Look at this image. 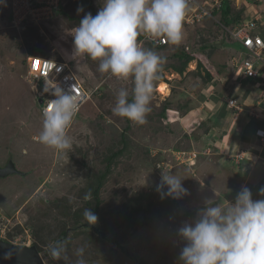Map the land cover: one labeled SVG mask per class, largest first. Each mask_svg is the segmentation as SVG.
<instances>
[{"label":"rangeland","instance_id":"374dc122","mask_svg":"<svg viewBox=\"0 0 264 264\" xmlns=\"http://www.w3.org/2000/svg\"><path fill=\"white\" fill-rule=\"evenodd\" d=\"M93 2L99 11L103 0ZM78 7L76 0H59L57 9L48 18L39 22L26 19L15 24L7 17L12 12L11 0H7V6H0V165L6 166L13 161L21 171L0 177V224L4 225L8 240L15 242L19 238L31 245L38 242L42 252H46L48 245L55 246L54 242L62 238L61 231L66 229L67 234L61 241L65 242L61 259H52L46 252L49 264H77L76 249L80 246H85L83 259L86 264H137L138 261L123 252L116 241L143 257L148 264H182L179 254L185 241L178 230L185 223H194L198 219V212L207 207V200L216 204L214 202L220 198L216 192L234 202L236 195L230 197L228 193L236 187L238 193L242 184V169L236 172V166L231 169L225 160L224 164L229 165L227 173L217 177L200 173L199 170L204 168L224 167L220 166L217 157L222 155L220 145L226 141L218 145V140L212 137L207 154L201 153L208 147L204 145L208 127L197 125L206 120L212 125L211 115L222 118L215 110L206 112L210 103H206L205 97L214 91V87L222 92L227 90L221 79L208 89L211 82L206 83L204 73L209 70L212 76H217L218 69L224 70L228 63L231 64L230 71H234L236 62L233 66L232 63L240 57L235 47L209 48L196 53L184 74L174 70L173 65L179 63L175 56L178 46L194 48L211 39L207 31L217 29L218 22L214 18L202 24L184 25L182 41L160 50L143 44L139 38L143 48L157 52L165 62L159 73L160 79L154 82L147 123L135 124L112 113L121 87L129 91V96L132 94V80L124 81L110 73H100V61H93L87 54L72 55L71 29L89 12L87 9L78 13ZM215 18L220 20L218 15ZM25 21L32 25L22 26ZM217 36L219 40H227L222 31ZM38 45L44 56L69 61L88 92L97 88V93L83 105L67 130L72 141L68 150L58 151L34 139L42 130V103L38 94L45 85L44 79L34 81L31 77L28 56L30 48ZM199 64L201 70L197 68ZM259 65L264 68L261 61ZM161 82L169 85L165 94L159 88ZM164 104L180 110L191 105L194 111L186 114L189 116H186L184 126L193 137L178 130L177 123L167 121L168 125L165 124ZM196 113L203 115V119H194ZM226 117L229 121L236 114L230 111ZM224 121L226 129L231 131L230 123ZM217 136L219 138L220 134ZM190 152L197 153L198 159L183 162ZM258 166L255 174L261 172L264 175L263 161ZM164 172L177 173L188 194L179 199L161 198L157 186ZM103 173L106 177L99 189L100 200L95 213L98 221L85 226L83 211L86 208L93 210L97 203L94 191ZM255 179L253 177V181ZM261 183L264 184V177L259 176L254 182L257 191L251 190L254 200L262 197L260 189L264 185ZM87 192H91L92 199H83ZM170 200L175 202L173 207L168 204ZM167 205L172 208L165 207ZM190 212L194 215L188 216ZM2 216L11 218V223ZM98 230L109 231L111 239Z\"/></svg>","mask_w":264,"mask_h":264},{"label":"clouds","instance_id":"9594fccd","mask_svg":"<svg viewBox=\"0 0 264 264\" xmlns=\"http://www.w3.org/2000/svg\"><path fill=\"white\" fill-rule=\"evenodd\" d=\"M0 6H7V0H0ZM186 9L187 0H103L96 15L88 12L79 25L71 29L74 57L87 54L93 61H100V73L133 82L131 101L129 91L123 87L119 89L116 106L112 108L114 115L139 125L147 123L154 82L160 79L165 58L143 48L139 38L147 45L156 43L144 39L143 35L178 45L183 39ZM83 11V6L77 8L78 13ZM230 29L225 30L230 34ZM48 62L37 57V72L42 63ZM261 69L264 68L261 66ZM43 76L48 75L44 73ZM49 85L58 98L42 108L45 98L40 97L43 100L40 101L42 130L34 139L58 151L68 150L72 141L67 130L79 113L82 100L76 94H63L50 80L45 83V92L49 91ZM94 90L97 92V88ZM181 181L177 173H162L157 186L161 198L179 199L188 194ZM165 186L167 191H164ZM216 195L220 197V203L207 200V207L199 210L198 219L194 223H185L178 230L185 241L179 260L182 264H264V199L254 200L247 186L236 194L234 202L223 199L217 192ZM260 195L264 196V188L260 189ZM83 199H92L91 192L85 193ZM83 218L92 225L98 221V216L88 208L84 209ZM54 243L55 246H47L46 252L52 259L59 260L65 242ZM84 252L85 246L76 249L77 264H86Z\"/></svg>","mask_w":264,"mask_h":264},{"label":"crops","instance_id":"0c3cea01","mask_svg":"<svg viewBox=\"0 0 264 264\" xmlns=\"http://www.w3.org/2000/svg\"><path fill=\"white\" fill-rule=\"evenodd\" d=\"M218 1L220 2V4H222V0H218ZM230 1L232 3L234 13L238 12L241 15L242 21H247L252 17L259 16L260 13L263 11L262 2L258 0H230ZM231 49H234V47H232ZM236 50H237V55L239 57L242 58L245 56L243 52H240L238 49ZM234 63L235 60L232 63V66L234 65ZM235 71L236 70L230 71V66L228 67V69L223 70L224 74L223 73L219 74L220 72L217 71L219 73L217 76L216 75L213 76V79L211 81V84L208 86V89H210L212 85L213 86L217 85L218 80L221 79L224 86L227 87V90L225 92H222L220 88L214 87L215 88L214 91L213 90L211 92L209 91L211 94H208V96L205 97L206 103L207 104L210 103L209 104L210 108H208V110L206 108V112L207 111L212 112L213 110H215L216 112L221 113L222 117L225 120L224 122L230 123L229 126H231V131H228L226 129V125L224 126L222 122L223 127L221 125L219 129L215 130L212 134L213 135L212 137L218 140L219 143L218 145L221 144V141L223 142L226 141L225 143H223V145H220L221 148H223L222 155L220 157H217L220 166L223 165L224 167L223 168L218 167L216 168V170L215 169L206 170L204 168L199 171L203 176H206L208 173H210L211 177H217V175H220L222 173H227L226 169H229L227 167L229 165L227 164L225 165L224 164L225 162L223 160L225 159H227L228 161L233 160L234 163L237 164V168H235L234 170L237 172L238 169H242L243 171L242 172L243 174H241L242 184L240 190L243 186H247L248 188L251 187L250 190L257 191V189H255L257 188V186L254 185V182L257 181L259 176L261 178L264 177V175L261 172L259 174H255L257 167H259L258 166L259 162L263 161V165H264V142L262 141V137H264V78L260 76L257 78H251L244 74L237 75V71L236 74ZM190 72L193 71L191 70ZM202 98H204L203 95ZM231 98L237 100V104L241 111H239L240 115H236V117H232V120L226 121L227 119L226 114L230 111H234L233 109H236L235 107H232L229 104V99ZM209 100H211L213 104H211ZM214 104L216 105V107H214ZM190 111L192 113L194 110L192 109ZM195 115L196 116H194V119L197 117L198 120L203 119L202 118L203 115L200 116L198 115V113H196ZM186 116H189V114L185 115L182 118L183 120L181 119L183 125H185L184 123L187 120ZM211 117L215 119L217 116L215 117L214 115H211ZM235 133H237L239 137L238 135H235ZM217 134H220L219 138H216ZM243 135L247 136L249 139L243 141L242 140ZM209 147L211 146L205 148L203 151H201V153L204 152L205 154H207L206 152ZM228 155H231L233 158H229ZM196 159H198V157ZM209 162L213 163L211 160H209ZM231 167L233 168V166H230V168ZM261 167L264 168V166ZM199 168H201V166ZM253 177L256 178L254 181H253ZM236 189L237 187L232 192L229 191L228 194H230V197L231 196L233 197L237 194ZM261 199H264V197L262 196ZM218 201L221 202L220 198L214 203H217Z\"/></svg>","mask_w":264,"mask_h":264},{"label":"built area","instance_id":"2783aa9c","mask_svg":"<svg viewBox=\"0 0 264 264\" xmlns=\"http://www.w3.org/2000/svg\"><path fill=\"white\" fill-rule=\"evenodd\" d=\"M258 1L262 2L264 6V0ZM219 3L220 2L218 0H214L213 3H200L197 0H187V9L184 22L187 24H200L206 18L212 17L213 9L218 6ZM58 5L59 0H11L12 21L15 24L16 22L21 23L26 19L35 20L38 22L42 21L43 19H46L51 14H53L52 12L57 9ZM228 31L234 39L238 40L245 47L248 52L247 57H242L237 61L235 59L237 66V75L244 74L249 77L255 78L260 76L264 78V69L262 70L261 65L259 66V61L264 64V18H256L254 20H250ZM143 37L144 39L148 38L154 41L156 44L162 45L167 43L166 41L161 42L160 38L158 37L145 35H143ZM37 57L49 61L48 63H42L40 65L39 72H37L35 67ZM28 67L30 75L34 81L44 79L45 85L46 81L50 80L53 84L61 88L63 94L79 95L82 100L81 107L89 99H91L92 95L95 92V90L92 92H88L85 89L77 74L74 72L69 61L31 55L28 56ZM44 73H47L48 76L44 77ZM38 95L42 98H44L45 95L47 96L45 98V101L43 102L42 108L46 106L49 101L58 98L54 94V89H52L51 85H49L48 92H45L43 88V90H39ZM229 104L241 111L239 106L237 105L236 99H229ZM262 141L264 142V137H262ZM185 155L187 154L185 153ZM196 158L197 153L190 152V155L187 159L183 158V162H192ZM2 219H7L6 221L8 223H11V218L2 216ZM5 232L6 231L4 225L0 224V237L6 238ZM19 240L20 239L17 238L14 241L17 243L29 244V242L27 241Z\"/></svg>","mask_w":264,"mask_h":264},{"label":"trees","instance_id":"16d2710c","mask_svg":"<svg viewBox=\"0 0 264 264\" xmlns=\"http://www.w3.org/2000/svg\"><path fill=\"white\" fill-rule=\"evenodd\" d=\"M76 1L79 4V7L82 6L80 4V1L79 0H76ZM94 4H95V2H93V0H91V3L88 6H86L85 8L84 7L83 8H84V10H87L88 9L89 12H91L93 15H96L98 11L95 9V6H93ZM217 15H218V17H220V20H218V18H215ZM7 17H8V19H10V21L12 20L11 11L9 12V14H8ZM213 18H214V20H216L218 22V24H217V29L216 30L207 31L208 32L207 34L210 33L209 34V38H211V39L205 40L202 43V45H200L198 47L195 46L194 48L193 47L192 48H189V47H186V46H184L182 48H179V46H178V50L176 51L175 56L178 58L179 63L177 65H173V68L179 74H184L185 73V71L187 70L190 62L195 59L196 53L201 52V51H205L206 49H209V48H212L214 50H219V48H221V49H227L229 47L230 48L235 47L240 52H243L244 53V55H245L244 57H247L248 56V54H245V53H247V50L245 49V47L239 41L235 40L232 37V35L229 34L225 30L228 27L238 26V25H240L242 23L241 15L238 12H235L234 13V10H233L231 1L230 0H222V4H221L220 8H217L212 13V17L206 18L200 24L204 23L206 20H213ZM24 25H32V24L30 22H28V21H25L22 26H24ZM184 25L187 26L189 24H187V23L184 22ZM220 31H222V33L224 34V36L226 37L227 40H225L223 38H221V40H219V37L217 36V34ZM168 45H169V43L162 44V45L161 44H153V43L150 44V46H154L157 50H160L161 48H166V47H168ZM38 47H39V45L38 46H32V48H30L29 55L30 56L32 55V56L46 57V56H44L43 51H40L38 49ZM201 67H202V65L199 64L198 67H197L198 70L199 69L201 70ZM228 67H229V63L224 65V68L225 69H228ZM236 68L237 67L234 66V70H236ZM220 70H222V69H218L219 72H222L223 71V70L222 71H220ZM204 76H205L206 83L211 82L212 79H213V76L211 74V71H209V70H206V72L204 73ZM161 80H163V78H161ZM131 98H132V94L129 96V100L130 101H131ZM186 100H190V98H187ZM187 103L190 104L188 101H187ZM169 106L170 105H168V104H164V106H163L162 116H164L165 119H166L165 124L168 125V123H171V122L177 123L178 130H181L182 133L185 134L187 137H189V136L190 137H193V134L191 136L188 132H186L185 131V126L183 124H181L182 123L181 122V119L192 109L191 108V105H190V107L187 106L188 108L185 107L186 110H180V109H177L175 107L172 108V107H169ZM233 110H234L233 112H235L236 115H240L238 109H233ZM219 118H221V117L217 116L215 119L214 118L213 119L212 118H209V120L213 121L212 125H209V123L207 122V120L205 122L200 123L198 125L199 128L200 127H203V125H206L204 127L205 129H207L206 127H208V129L206 130V133H207V136H208L206 138L208 140L206 141V143H204L205 146H208L209 140L213 136L212 135L213 132L217 128L220 127V125L222 124V120H224L223 117L220 120H219ZM167 121H168V123H167ZM247 139H248V137L245 136V135H243L242 140L243 141H246ZM163 142H164V145H166V140L163 141ZM225 161H227L230 164V166L233 165V167L236 166V168H237V164L234 163L233 160L232 161H228L227 159H225ZM105 177H106V175L103 173L102 176H101V179L98 182V186L96 187V189L94 191V198L97 201V203L95 204V206L93 207V210H92L94 213H96V211L98 210V205H99V200H100L99 189L102 186L103 179H105ZM168 204H171L172 207H173L175 205V202L172 201V200H170L168 202ZM165 207H168L170 209L172 208L169 205H167ZM193 215H194V212L188 213V216H193ZM98 231H100V230H98ZM105 233H106L107 237H109L111 239L109 231L108 232H105ZM66 234H67V230L64 229V230L61 231L60 236L63 237ZM100 236H102V235H100ZM116 243L118 244L117 246H119L120 248H122L123 252H125L127 255L132 256L133 259H135L136 261H138L137 264H148V262L143 257H141L138 254L130 251L128 248H126L125 246H123L122 244H120L118 241H116ZM34 245H36L38 247V249L40 251H42L41 250V246L38 244V242H34Z\"/></svg>","mask_w":264,"mask_h":264},{"label":"water","instance_id":"95a60500","mask_svg":"<svg viewBox=\"0 0 264 264\" xmlns=\"http://www.w3.org/2000/svg\"><path fill=\"white\" fill-rule=\"evenodd\" d=\"M80 2L82 6L90 4V0H80ZM15 173H21V171L13 161L8 162L6 166L0 165V177ZM85 226H92V224L87 223ZM100 232L106 235L103 231ZM63 239L64 237L58 241H63ZM0 264H49V259H47V253L40 251L34 244H16L0 239Z\"/></svg>","mask_w":264,"mask_h":264},{"label":"bare ground","instance_id":"6f19581e","mask_svg":"<svg viewBox=\"0 0 264 264\" xmlns=\"http://www.w3.org/2000/svg\"><path fill=\"white\" fill-rule=\"evenodd\" d=\"M213 1L214 0H211V1H209V2H207V3H213ZM204 3V2H203ZM263 5V4H262ZM220 6H221V4L219 3V5L218 6H216L214 9H213V12L217 9V8H220ZM263 11H264V6H263ZM263 11L260 13V15L259 16H256V17H252V18H250V19H248L247 21H242V23L240 24V25H242V24H244L245 22H248V21H250V20H254V19H256V18H261V19H263L264 18V13H263ZM212 12V13H213ZM240 25H238V26H240ZM235 27H237V26H232V27H230L231 29H233V28H235ZM229 28V27H228ZM236 40V39H235ZM238 41V40H237ZM165 44H167V43H165ZM160 90L165 94L166 93V91L169 89V85L167 84V83H165V82H161L160 83ZM0 239H5V240H7L8 238L6 237V238H4V237H0Z\"/></svg>","mask_w":264,"mask_h":264},{"label":"flooded vegetation","instance_id":"af4514ba","mask_svg":"<svg viewBox=\"0 0 264 264\" xmlns=\"http://www.w3.org/2000/svg\"><path fill=\"white\" fill-rule=\"evenodd\" d=\"M40 101H41V99H40Z\"/></svg>","mask_w":264,"mask_h":264}]
</instances>
